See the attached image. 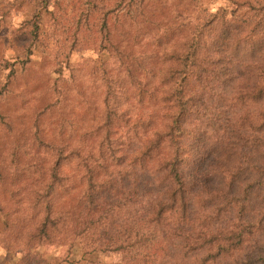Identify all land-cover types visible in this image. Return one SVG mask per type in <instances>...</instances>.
Wrapping results in <instances>:
<instances>
[{"label": "trees", "instance_id": "1", "mask_svg": "<svg viewBox=\"0 0 264 264\" xmlns=\"http://www.w3.org/2000/svg\"><path fill=\"white\" fill-rule=\"evenodd\" d=\"M223 1L0 0V23L10 20L0 30V244L21 254L15 264H31L23 252L38 244L82 235L118 255L107 264H264V0ZM80 46L106 50L108 64L76 110L57 91L78 80L72 73L50 101L42 95L36 127L59 116L56 152L40 155L46 141L16 123L19 97L45 81L29 83L34 69L62 72V55ZM128 98L138 112L120 107ZM68 113L82 133L64 130ZM11 161L36 173L17 197Z\"/></svg>", "mask_w": 264, "mask_h": 264}, {"label": "rangeland", "instance_id": "2", "mask_svg": "<svg viewBox=\"0 0 264 264\" xmlns=\"http://www.w3.org/2000/svg\"><path fill=\"white\" fill-rule=\"evenodd\" d=\"M202 4L205 7H208L210 10H214L217 7H225L227 3L223 0H202ZM11 15L12 21L17 24L19 21L17 13L13 11ZM9 24V19H7L5 23H0V30L6 29ZM0 35L2 36L1 32ZM4 54L9 63L14 62V57L17 56L15 49L11 47L10 44H7ZM108 58L109 54L106 50L99 51L97 49H86L84 48V46H80L71 54L69 53L67 58L62 55V72L58 71V68L54 72H52V70L50 69H45L43 72H38L36 69L32 71L29 77L30 84L35 83V81L41 76H44V74L45 81L36 86L31 92H26L19 97L25 99V101L24 104L17 109L18 118H16V123L22 129L21 132H23V134L29 135L32 130L38 131L39 136L46 141L44 144L40 146L38 145L39 147L38 151H36L37 153H40V155L55 153L56 149H52V141L54 140H51L52 138L50 137L54 138V136H58L54 127L55 120H53L54 116H59L56 112V109H54V111H49V113L43 114L41 116V122L36 127L35 119L39 116H37L35 109L39 106H43L42 95L48 96V94L53 89L54 83L57 82V79H64L66 81L69 77V74L72 73L73 76L78 77V80H74L69 84L62 85L63 87H60L57 91L58 93L66 91L67 104L75 105L74 110L78 109L77 101L79 102V100L81 99V94L87 97V95H89L90 92L95 89V86L97 85L96 79L98 77V72H100L101 67H104L106 64H108ZM92 68H95V70L97 71L92 70ZM5 73H7V69H4L2 71L3 75ZM91 76L94 77V81H92ZM20 87L21 85H19L18 91H20ZM130 88H127L126 90L124 88V96L129 93L128 89ZM41 90L44 91L43 94H41ZM58 93H51V99H57V97L59 98L60 96H57ZM48 100L50 101L49 96ZM123 101H127V103L125 105L121 103L120 107L122 109L126 107L130 108L131 113L138 112V108L141 107L139 104L137 105L133 98H128L127 100L123 99ZM91 103L93 105H97L90 113H94L93 116L95 120L98 115L96 112L100 113L103 110V105H100L96 99L91 101ZM143 111L144 114L147 112L146 109H143ZM70 117L72 118L73 115L71 113H68L66 117L63 116L61 120V123L64 126V130L71 135H78L74 130L78 128L76 120L73 124L66 121V119ZM144 118H146V115L144 116ZM88 121H79V124L85 125L88 124ZM91 122L93 123V121ZM78 130L80 133L83 132L81 128H78ZM47 145L51 146L47 148ZM30 147L31 146L28 145V142H26L22 151H25L28 155H31L34 153L35 149L33 151ZM11 152L10 147H7L6 151L2 153V157H5V159L10 158ZM23 158L29 159L28 156ZM55 158V156L49 157L44 165V168L47 169L48 166L52 164ZM5 167H8L10 180L14 181L12 188L16 186L19 188V193L15 194L16 197L17 195H22L21 193L23 190L33 185V179L36 173L25 175V171L22 170V167L13 163V161H11L9 165H6ZM73 168H75V165L72 164V162H67L66 164L62 163L61 165L62 171L67 173L69 176H71L70 173ZM66 195L67 194H60L59 196H61L60 198L61 200H63L67 197ZM8 209L9 205H6L4 206L3 210L0 211V229L5 221ZM102 248L103 243L100 240L82 235L77 238L75 237L73 240H69L67 242H55L51 244L41 243L29 250H25L23 254L27 253L33 256L30 258L31 264H37V262L43 263L45 261L47 262V264H96L98 262L107 264L117 262L119 260V257L116 253L102 251ZM19 257H21V254L7 251L0 244V264H15Z\"/></svg>", "mask_w": 264, "mask_h": 264}]
</instances>
